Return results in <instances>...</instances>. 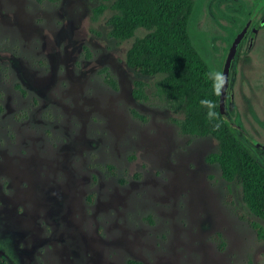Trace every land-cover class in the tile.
Instances as JSON below:
<instances>
[{
	"label": "rangeland",
	"instance_id": "obj_1",
	"mask_svg": "<svg viewBox=\"0 0 264 264\" xmlns=\"http://www.w3.org/2000/svg\"><path fill=\"white\" fill-rule=\"evenodd\" d=\"M111 1L0 0L3 261L264 264V241L249 221L263 223L241 202L238 185L204 161L215 139L181 134L171 121L181 112L155 91L159 76L125 65V50L143 30L123 41L108 37ZM194 1L191 28L224 24L221 0ZM217 45L215 74L225 47ZM254 46L246 57L255 63L243 62L238 49L223 107L264 146V26ZM136 80L141 100L132 95ZM244 145L264 165V154Z\"/></svg>",
	"mask_w": 264,
	"mask_h": 264
},
{
	"label": "trees",
	"instance_id": "obj_2",
	"mask_svg": "<svg viewBox=\"0 0 264 264\" xmlns=\"http://www.w3.org/2000/svg\"><path fill=\"white\" fill-rule=\"evenodd\" d=\"M194 2L112 0L113 12L105 21L107 35L115 41H123L132 37L135 31L143 30L140 36L133 37L125 50V65L143 76H159L155 91L172 109L181 112L179 120L171 119L181 134L208 135L215 139L217 148L205 154L204 161L215 164L225 182L238 185L241 202L263 223L249 221V225L256 238L264 241V165L259 164L245 147L244 143L251 142L240 130L225 126L219 115L215 73L193 47L187 31ZM103 8L104 4L99 3L92 9V16L96 17ZM106 82L115 87L112 79L107 78ZM216 84L218 86V81ZM134 86L132 95L137 100L145 98L142 82L136 80ZM201 101H210L213 106H204ZM209 112L213 115L209 116ZM100 167L114 174L112 165ZM226 200L232 203L228 191ZM0 264H5L1 255ZM125 264L141 263L127 259Z\"/></svg>",
	"mask_w": 264,
	"mask_h": 264
},
{
	"label": "flooded vegetation",
	"instance_id": "obj_3",
	"mask_svg": "<svg viewBox=\"0 0 264 264\" xmlns=\"http://www.w3.org/2000/svg\"><path fill=\"white\" fill-rule=\"evenodd\" d=\"M257 7L256 12L252 19L249 22L246 30L242 34L240 40L238 41L231 57V61L228 67L227 72V82H226V91H229L227 87L229 77L233 75L231 70L232 64L236 60V55L238 49L241 50L243 62L255 63V59L246 57L250 51L255 48L256 39H257V30L264 26V0H221V10L217 11V16L224 24H217L215 29L210 31L208 28L203 30H196L192 27V21H189L187 31L188 33L195 36L194 48L205 60V62L211 67L212 71L214 70V65L218 61V45L221 43L224 47L223 53L221 55L220 66L223 61L224 55L235 37V35L241 30L244 23L248 19L251 10L254 7ZM190 37V36H189ZM191 40V38H190ZM193 42V43H194ZM192 43V42H191ZM193 45V44H192ZM245 57V58H244ZM253 61V62H252ZM220 70V67H219ZM218 70V72H219ZM214 72V71H213ZM254 75L255 78V74ZM225 91V92H226ZM246 140L251 142V138L248 135H244ZM252 144V142H251Z\"/></svg>",
	"mask_w": 264,
	"mask_h": 264
},
{
	"label": "water",
	"instance_id": "obj_4",
	"mask_svg": "<svg viewBox=\"0 0 264 264\" xmlns=\"http://www.w3.org/2000/svg\"><path fill=\"white\" fill-rule=\"evenodd\" d=\"M256 9H257V7L255 6L251 10L250 15H249L248 19L246 20V22L244 23L243 27L241 28V30L235 35V37L231 41V43H230V45H229V47H228V49L224 55V58H223V61L221 63L220 70H219V73H222L223 76L226 78L225 83L221 89V93L218 95V99H217L219 115H220L221 119L223 120L225 126L231 127L234 129H238V130H240V132L243 135H246L245 132L236 123L232 122L229 119L228 114L223 107V100H224V94H225V90H226L227 72H228V67H229L230 61H231L232 53H233L238 41L240 40L242 34L244 33L247 26L249 25L250 20L254 16ZM218 86H219V81H218ZM251 142L257 149H259L264 154V146L263 145H261L260 143L254 141V140H251Z\"/></svg>",
	"mask_w": 264,
	"mask_h": 264
},
{
	"label": "clouds",
	"instance_id": "obj_5",
	"mask_svg": "<svg viewBox=\"0 0 264 264\" xmlns=\"http://www.w3.org/2000/svg\"><path fill=\"white\" fill-rule=\"evenodd\" d=\"M226 78L223 76L222 73H216L214 77V90L215 94L219 95L221 93V89L225 83ZM219 81V86H217L216 82ZM201 104L204 106L212 107V103L210 101H201ZM209 116H212L213 113L209 112Z\"/></svg>",
	"mask_w": 264,
	"mask_h": 264
}]
</instances>
